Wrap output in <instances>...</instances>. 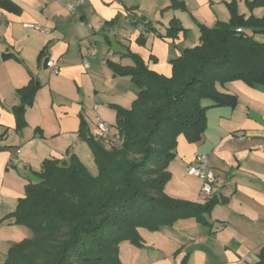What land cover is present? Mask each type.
<instances>
[{
	"label": "crops",
	"instance_id": "1",
	"mask_svg": "<svg viewBox=\"0 0 264 264\" xmlns=\"http://www.w3.org/2000/svg\"><path fill=\"white\" fill-rule=\"evenodd\" d=\"M172 1L84 0L71 14L56 0H0V264L13 244L29 236L11 215L43 161L74 155L97 175L81 125L101 139L96 118L116 128L115 108L130 109L139 90L130 77L117 74L133 66L131 55L169 78L171 61L199 44V27L230 20L231 0H175L181 9L172 8ZM234 1L245 18L264 15L262 7L249 10L245 0ZM173 20L183 31L168 38ZM254 39L264 43V35ZM47 59L56 62L58 75L45 67ZM28 86L36 91L19 120L18 91ZM215 88L235 95L236 106L207 109L200 142L177 137L164 187L176 200H216L205 215L207 225L184 219L157 231L138 229L141 246L121 242L120 264H264V87L232 81ZM196 154L207 158L215 175L210 196L187 174Z\"/></svg>",
	"mask_w": 264,
	"mask_h": 264
},
{
	"label": "trees",
	"instance_id": "2",
	"mask_svg": "<svg viewBox=\"0 0 264 264\" xmlns=\"http://www.w3.org/2000/svg\"><path fill=\"white\" fill-rule=\"evenodd\" d=\"M245 2L249 10L264 8V0ZM171 7L183 8L175 0ZM227 7L230 20L199 27V44L171 61V77L154 73L131 55L133 66L117 74L130 77L139 90L130 109L115 108L122 147L90 136L83 123L80 135L93 154L96 176L74 155L43 161L11 215L29 236L10 247L4 264H120L121 242L141 246L138 229L157 231L184 219L207 225L205 215L216 200H176L164 187L177 137L200 142L207 109L236 106V96L218 92L215 85L240 81L264 87V43L254 39L264 35V15L245 18L237 13L234 0ZM181 31L173 20L166 36L175 38ZM35 91L36 86L18 91L22 105L16 109L17 119L22 120Z\"/></svg>",
	"mask_w": 264,
	"mask_h": 264
},
{
	"label": "built area",
	"instance_id": "3",
	"mask_svg": "<svg viewBox=\"0 0 264 264\" xmlns=\"http://www.w3.org/2000/svg\"><path fill=\"white\" fill-rule=\"evenodd\" d=\"M67 12L73 14L77 10L78 7H80L84 0H56ZM1 18V15H0ZM24 28L27 29H33L36 31H43L42 28H40L37 25L34 24H24ZM237 32H241V29H237ZM85 64V61H83ZM45 67L52 73L53 75H58L59 69L57 67V64L52 59H47L45 61ZM96 129L99 133V135L104 138L108 144L115 148L120 149L123 145V138L118 133L116 128H113L108 123L100 120L99 118H96ZM237 138L239 140L243 139V136L238 135ZM19 151H16L15 154L17 155ZM17 163L16 156H12L10 158L9 164L15 165ZM187 174L189 176L195 177L200 180L201 182V192L206 195L210 196L213 191V186L216 182L215 175L210 169L208 165L207 158L204 155L196 154L194 156V160L192 165L188 168Z\"/></svg>",
	"mask_w": 264,
	"mask_h": 264
},
{
	"label": "rangeland",
	"instance_id": "4",
	"mask_svg": "<svg viewBox=\"0 0 264 264\" xmlns=\"http://www.w3.org/2000/svg\"><path fill=\"white\" fill-rule=\"evenodd\" d=\"M207 104H210V102L209 101H204L203 102V105H207Z\"/></svg>",
	"mask_w": 264,
	"mask_h": 264
}]
</instances>
